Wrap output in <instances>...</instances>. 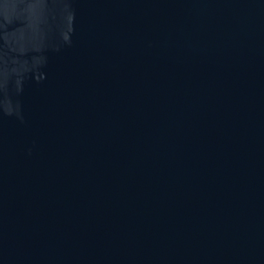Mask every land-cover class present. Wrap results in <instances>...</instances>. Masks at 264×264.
<instances>
[{"label": "water", "instance_id": "95a60500", "mask_svg": "<svg viewBox=\"0 0 264 264\" xmlns=\"http://www.w3.org/2000/svg\"><path fill=\"white\" fill-rule=\"evenodd\" d=\"M0 264H264V0H0Z\"/></svg>", "mask_w": 264, "mask_h": 264}]
</instances>
